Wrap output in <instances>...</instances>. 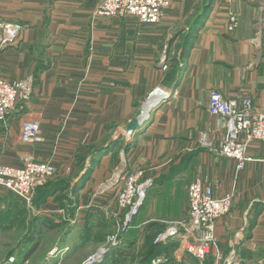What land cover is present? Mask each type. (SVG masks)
Segmentation results:
<instances>
[{
	"label": "crops",
	"instance_id": "1",
	"mask_svg": "<svg viewBox=\"0 0 264 264\" xmlns=\"http://www.w3.org/2000/svg\"><path fill=\"white\" fill-rule=\"evenodd\" d=\"M169 1L161 23L144 26L133 18L95 17L92 0H0V22L23 27L16 45L0 51V76L33 83L29 101L17 105L7 124L0 123V162L21 166L22 156L33 155L57 167L59 177H72L77 158L99 145L112 127L126 167L143 168L147 179L160 177L156 185L203 177L216 196L234 195L230 214L216 227L222 261L235 251L244 264L262 263L264 141L250 147V161L239 172L235 161L198 147V140L216 129L208 113L212 91L225 98L246 92L264 112V0H214L186 52L177 46L203 0ZM231 15L239 21L233 32L227 29ZM174 57L181 72L168 88L164 81ZM157 89L173 95L144 111L149 115L141 130L145 136H127L128 124ZM27 121L40 123L44 143H20ZM214 139L219 143L220 137ZM158 163L163 164L155 167ZM91 164L88 158L72 185L79 183L77 197L85 203L94 178L93 172L85 176ZM174 167L183 170L170 177ZM51 200L45 209H59Z\"/></svg>",
	"mask_w": 264,
	"mask_h": 264
},
{
	"label": "built area",
	"instance_id": "2",
	"mask_svg": "<svg viewBox=\"0 0 264 264\" xmlns=\"http://www.w3.org/2000/svg\"><path fill=\"white\" fill-rule=\"evenodd\" d=\"M97 2L94 10L95 17L112 20L136 19L140 25L155 26L162 22L165 11L171 7L169 0H92ZM239 25L238 17L231 15L227 29L233 32ZM23 27L16 23L0 22V51L7 49L19 41ZM162 70H167V62L163 59ZM33 92L32 79L11 82L0 76V123L7 124L18 104L29 101ZM166 89H157L150 111L160 105ZM171 93V97H172ZM208 113L216 121V129L212 133H202L198 140L200 148L236 162L237 171L245 169L250 161L248 150L256 143L264 141V112L254 104L252 96L242 92L234 98H225L222 93L212 91ZM149 118V115L148 117ZM220 137L216 143L214 137ZM22 145L44 143L41 125L37 121H27L20 133ZM70 173L71 170H68ZM59 175L57 167L50 162H40L33 155L21 157V166H10L0 162V191L10 192L22 201L28 208L33 209L36 189L46 186ZM143 168L126 167L123 159L119 167L110 178L102 183L93 195V199L86 206L88 210L102 211L95 203L97 198L113 196L117 201V210L112 212L114 232L107 238L106 247L85 264H102L113 248L122 246L134 229V221L143 209L147 192L153 186V181L146 178ZM189 219L172 223L167 231L160 235L156 243L169 242L178 239L181 249L199 260L215 257L214 264H244L237 260L233 251L229 259L222 261L218 250L216 235L217 223L230 214L234 195L216 196L214 188L203 177L194 180L189 188ZM45 210V214L66 216L64 209ZM15 259H9L7 264H14ZM264 264V262L259 263Z\"/></svg>",
	"mask_w": 264,
	"mask_h": 264
},
{
	"label": "rangeland",
	"instance_id": "3",
	"mask_svg": "<svg viewBox=\"0 0 264 264\" xmlns=\"http://www.w3.org/2000/svg\"><path fill=\"white\" fill-rule=\"evenodd\" d=\"M151 98L149 101L146 100L142 103L139 115L144 114V111L147 109V106L152 103ZM153 109H155V107ZM144 132L145 131L140 132L138 137L141 138L144 135ZM122 153L123 151L121 150L120 146L114 149V152L112 150V152L107 153L106 156H101L99 157L100 159L98 158V163L96 164L95 169L93 171L94 178L92 182H90L91 190L87 194L88 200L91 201L93 199L94 193H96L99 189L98 187H100L102 183H105L113 174V172L116 171L119 167H121L122 161L124 159V154L121 158ZM161 164L163 163H158L155 165V167H158ZM56 178H60L59 175L56 176L54 179ZM158 179H160V177L156 180L151 179L154 184L153 187L149 189L151 190L150 193L147 192L148 197L145 203L146 206L145 208H143L141 217L137 221V227L143 228L147 223H160L165 227V229L156 236L155 244H167L168 242L156 243V241L160 235L164 234L167 231L168 227L172 223H175L176 221H187L189 219V188L194 181L191 183L186 180V178H184L183 180L175 182L174 184L167 183L165 185L160 186L156 185V183H162ZM70 192V198L74 199L78 208L82 204V206H84L80 208L82 211L77 209L75 218H72L70 214V217H68L67 212L65 216L66 218H62L58 214H45V210H42L43 208L38 209L34 205V203L33 209H30L15 196L21 202L20 205L21 207H23L21 209L23 211H26V213H24L22 210H17L13 206L1 203L2 199L5 200L6 196L8 195V192L2 193L0 191V215L2 214V212H10L11 219L13 218L12 221L14 223L11 228H0V259L6 257V255L16 247L17 250L21 251L22 255L24 253V247L19 248L18 244L20 241L18 239L20 235L22 238L23 234L25 236L29 234V227L23 232H21L20 235L18 234L16 236L15 239L17 241L12 239L13 237H15L13 235L19 233L17 229L19 228L20 224H22V214H25L27 222H29L34 217L40 218L42 217V215H49L52 216L55 220L54 223L60 226L58 230L54 231V233L49 231L46 232L45 237L41 242L39 248V253L42 256L37 255L34 258H31L30 262L25 261L23 264H37L39 261H41L40 264H85L90 258H92L98 253L99 249L106 247L107 238L114 232L115 222L111 215L112 212H115L117 210V201L113 196L102 197L101 199L97 198L99 200H95V203L99 205V207H102V211L105 212L103 213L85 209L89 202L85 203L82 198L72 197V191L70 190ZM51 201L52 203L54 202V200ZM19 211H21L20 213L22 214L19 215L17 213ZM88 211L94 212L92 213L93 216H90L91 218H88ZM17 215L19 216L18 220H16ZM95 215L99 216L96 217ZM99 219H101L103 224L99 221ZM66 221L69 224H64ZM69 226L71 228L74 227L75 229L71 232V230H69ZM65 230H68L69 234L65 237L61 236V233H63ZM103 237H107L105 238L106 241L100 244L98 240L100 241ZM63 238L65 239L63 240ZM143 241L144 236L138 237L137 244L139 246H143ZM7 245L9 246L7 247ZM190 256L188 257V255L181 249V246L179 244L177 248L169 251L167 254L158 256L152 261V264H205L208 260H211L212 264H214V261L212 259H209L212 257H208L205 261L200 262L199 260L195 259L192 256L191 258ZM14 259V264H17L18 259L16 257H14ZM139 260L140 259L138 258L137 262L134 264H137Z\"/></svg>",
	"mask_w": 264,
	"mask_h": 264
},
{
	"label": "trees",
	"instance_id": "4",
	"mask_svg": "<svg viewBox=\"0 0 264 264\" xmlns=\"http://www.w3.org/2000/svg\"><path fill=\"white\" fill-rule=\"evenodd\" d=\"M214 4V0H203L199 8L196 9V12L194 13L193 17L188 21V29L183 37H181L179 44L177 46L178 50L180 48L183 49V52H186V50L189 47L190 41L195 37L200 31L201 28L205 25L207 22V19L212 11ZM183 33H181L179 36H181ZM174 40L177 38H175ZM174 40L171 41V43L174 42ZM171 61V62H170ZM170 67L168 68V72H166V78L164 81V86L171 88L173 85V79L176 78L181 72V66L179 61L174 57L170 60ZM168 62V63H169ZM107 133L105 137L102 139L101 143L99 145H94L91 147L83 156H79L77 158V172L72 177H60L56 178L52 181H50L46 186L39 187L36 189V193L34 196V205L38 208H45L47 205L48 200L53 199L54 204L56 208L64 209L67 212V216L72 218H75L78 206L74 199L70 198V190L72 191V197L77 198L78 196V190H79V183H76L75 186L73 185V181L77 176L85 169L86 161L88 158H91V167L87 169V172L85 174L88 175L89 173L92 174V172L95 169L96 164L98 163L99 157L106 156L109 152H114V149L117 148L118 141L111 142L112 141V127L107 128ZM125 153L129 151V147L123 148ZM111 154V153H110ZM114 154V153H113ZM112 154V156H113ZM192 154V153H189ZM99 158V159H98ZM120 161V158H119ZM117 162V161H116ZM117 164V163H115ZM172 172L170 177H174L176 174H178L181 170H183L182 167H174L172 168ZM180 169V171H179ZM83 176V178L85 177ZM82 178V179H83ZM1 203H5L7 205L13 206L17 210H22L20 201L10 192H8V195L6 196L5 200L2 199ZM145 207V206H144ZM23 211V210H22ZM143 211V210H142ZM21 211L17 212L19 215ZM26 213V211H23ZM70 214V215H69ZM24 215V216H23ZM87 215L88 218H91L90 216H93L91 211H88ZM98 217L99 215H95ZM22 224H20L17 231L19 233H16V235H13L12 239L17 241L15 238L21 232L26 230L29 227V234L26 236L23 234L22 238L21 235L19 236V248L24 247V253L22 255L20 250H17V247L11 250L10 253L6 255V257L0 259V264H7L9 259L16 257L18 259L17 264H23L25 261H29L31 258H34L37 255L42 256L39 252L40 244L43 241L45 234L47 231L54 233V231L58 230L60 227L59 225L54 223V219L52 216L49 215H42V217H34L29 222H27V218L25 214H22L21 216ZM45 217V218H44ZM141 217V214L138 218L134 221V229H132L125 241V243L120 246L119 248H113L110 250L109 254L106 256L104 262L102 264H134L137 262L138 258L140 259L137 264H152V261L156 259L158 256H162L163 254H167L169 251L177 248L179 246V240L178 239H172L167 244H155V238L156 236L162 232L165 227L161 225L160 223H147L143 228L137 227V221ZM66 218V217H64ZM13 219V218H12ZM11 219L10 212H2L0 215V228H11L14 223ZM19 219V216L17 215L16 220ZM99 221L103 224L101 219ZM64 224H69L67 221ZM89 226V225H87ZM74 227L69 226V230H74ZM89 233V232H88ZM68 230H65L63 233H61V236L68 235ZM104 236V235H103ZM144 236L143 246H139L137 244L138 237ZM137 237V238H135ZM107 238V237H105ZM103 237L98 242L104 243L106 240ZM65 238H63L64 240ZM17 245V246H18ZM9 245H7L8 247ZM6 247V248H7ZM188 257L190 256L187 254ZM191 257V256H190ZM211 257V256H210ZM192 258V257H191ZM212 259L213 258H209ZM3 261V262H2ZM2 262V263H1ZM41 261H39L37 264H40ZM75 264V263H74ZM205 264H212L211 260L206 261Z\"/></svg>",
	"mask_w": 264,
	"mask_h": 264
},
{
	"label": "water",
	"instance_id": "5",
	"mask_svg": "<svg viewBox=\"0 0 264 264\" xmlns=\"http://www.w3.org/2000/svg\"><path fill=\"white\" fill-rule=\"evenodd\" d=\"M148 118H144L143 114L135 117L127 126L126 128V135L131 136V135H136L139 134L144 126V123L147 121ZM116 139L112 142H115Z\"/></svg>",
	"mask_w": 264,
	"mask_h": 264
},
{
	"label": "bare ground",
	"instance_id": "6",
	"mask_svg": "<svg viewBox=\"0 0 264 264\" xmlns=\"http://www.w3.org/2000/svg\"><path fill=\"white\" fill-rule=\"evenodd\" d=\"M162 96L164 97V98H163L164 100H165V99H168L169 97H171V91L167 92V94H165V95L163 94ZM150 102H151V101H150ZM155 102H156V101H153L152 103H150V104L147 106V109H149L152 105H154ZM143 116H144V118H147V117H148V113H144Z\"/></svg>",
	"mask_w": 264,
	"mask_h": 264
}]
</instances>
